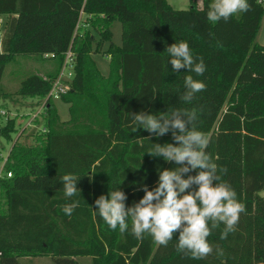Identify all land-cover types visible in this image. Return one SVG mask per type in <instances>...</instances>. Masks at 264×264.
Masks as SVG:
<instances>
[{"label": "trees", "instance_id": "obj_1", "mask_svg": "<svg viewBox=\"0 0 264 264\" xmlns=\"http://www.w3.org/2000/svg\"><path fill=\"white\" fill-rule=\"evenodd\" d=\"M190 1L188 8L174 9L166 0H0V14L8 15L0 82L5 65L19 54H52L57 64L45 77L27 76L15 92L34 100L35 110L64 53L71 47L74 54L69 89L59 98L68 105L69 118L61 121L48 99L37 143L21 142L23 128L6 155L4 170L11 176L0 180L5 197L0 264H30L22 261L30 256H50L54 264H84L81 258L90 264H264V198L259 195L264 189V45L254 43L264 5L248 0L249 11L212 23L207 19L211 1L203 0L201 7ZM81 12L91 16L92 33L89 28L75 32ZM114 20L121 23L120 45L112 42ZM100 21L104 27L97 30ZM181 41L197 62L203 58L202 76L172 70L166 48ZM92 53L109 57L107 76ZM188 75L206 85L191 103L181 99ZM175 109L197 110L196 128L208 140L205 151L246 209L226 239L220 238L222 223L212 229L207 239L213 251L199 260L177 251L178 231L166 247L148 234L137 239L130 221L127 231L112 230L95 205L100 195L120 187L130 207L143 197L141 185L156 186L157 169L177 167L147 153L154 143H175L172 133L156 136L137 128L132 117ZM15 124L6 118L0 135L10 139ZM65 174L77 180L72 197L64 193ZM63 205H73L71 216Z\"/></svg>", "mask_w": 264, "mask_h": 264}, {"label": "clouds", "instance_id": "obj_2", "mask_svg": "<svg viewBox=\"0 0 264 264\" xmlns=\"http://www.w3.org/2000/svg\"><path fill=\"white\" fill-rule=\"evenodd\" d=\"M250 7L248 0H211L207 19L212 23L221 19L227 21L236 13L249 11ZM166 51L173 71L187 69L197 76L204 74L206 68L203 58L197 62L187 42L173 43ZM184 87L181 99L191 103L194 95L203 91L206 85L188 75L184 79ZM132 117L137 128H143L151 134L164 136L172 133L175 143H154L147 153L175 163L177 167L157 169L156 186L150 189L147 184L141 185L144 195L130 207L126 206L127 196L120 187L109 190L107 195H100L95 200L99 216L110 229L118 228L121 233L129 229L130 221L131 232L137 239L148 234L156 244L165 247L178 231L177 251L190 253L192 259L205 258L213 251L207 239L212 229L222 223L224 229L220 238L226 239L235 230L240 214L246 209L238 201L235 190L221 180L217 165L205 151L208 140L196 128L197 110L175 109L159 115L141 111L132 113ZM219 171L227 170L221 168ZM193 172L196 174L192 175ZM61 179L65 195H76V178L65 174ZM61 207L66 215L71 216L73 205Z\"/></svg>", "mask_w": 264, "mask_h": 264}, {"label": "rangeland", "instance_id": "obj_3", "mask_svg": "<svg viewBox=\"0 0 264 264\" xmlns=\"http://www.w3.org/2000/svg\"><path fill=\"white\" fill-rule=\"evenodd\" d=\"M194 1L197 3L199 7L203 5V0H194ZM166 2L174 9H186L190 6L191 1L166 0ZM239 13H236L235 15H238ZM3 19L4 16L0 15V20ZM3 27L4 25L2 24V27L0 28V34H1L0 52L2 51L1 38L4 31ZM103 27H99V29L97 30H102ZM109 28L112 31V42L117 45H120L121 30H122L121 23L118 20H114L110 24ZM82 30H84V27L79 25L76 32L79 33L82 32ZM95 30H96L95 27L89 28L90 33H92ZM254 43L264 45V13L261 16L259 29L257 30ZM108 44L109 43H105V45H103L102 48L106 49ZM94 45L92 47L93 49L96 48ZM92 58L94 59L95 64L99 69V71L101 72V74L107 76L109 73V57L103 53H92ZM56 66L57 64L55 61L45 59L35 54L16 55L14 59L9 61L5 65L0 82V88L2 91L1 93L2 95L0 96V126L2 127L6 122V118L9 117L14 118L16 124H15V131L11 133L10 139L6 138L3 135H0V167L4 165L6 155L10 147L12 146V144H14V141L17 139V137L20 134V131L23 128H25V130L22 136L20 137L21 142L24 143L26 142L29 143L30 145H35L37 143V138L39 137V135H42L37 133L40 131V129H42L43 112L39 107H38L39 108L38 112H35L37 106H35L34 100H31L30 98H22L20 96L15 95L16 90L19 88L20 82L29 75L43 74V72L48 69L49 72L51 71V73H53L56 70ZM5 93H7L8 95H5ZM53 103L57 108L59 119L61 121L68 119L69 118L68 105L62 102L59 98L54 99ZM2 112H4L5 115H2ZM259 195L264 197V189L259 192ZM4 207H5V197L3 192L0 191V212L4 211ZM35 257L37 258L33 261V264H54L50 256H35ZM79 260L82 261L84 264H90V260L87 258H81Z\"/></svg>", "mask_w": 264, "mask_h": 264}, {"label": "built area", "instance_id": "obj_4", "mask_svg": "<svg viewBox=\"0 0 264 264\" xmlns=\"http://www.w3.org/2000/svg\"><path fill=\"white\" fill-rule=\"evenodd\" d=\"M259 3L264 4V0H258ZM81 23V20L79 18L75 32L77 31L79 25ZM81 26V25H80ZM2 27V23L0 22V28ZM77 33V32H76ZM1 36V34H0ZM50 55L52 57V54H46L45 56ZM73 58L74 54L71 50V47L67 49V51L64 53V59L61 65V68L59 70V73L57 74L56 78L53 80L50 90L48 91L47 95L45 96L42 104L39 106V108L42 110L44 105L46 104L48 99H58L60 98L61 94L65 93L69 89L70 81L73 75ZM39 108L35 112H38ZM34 112V113H35ZM2 115H5L4 112H2ZM6 161V158H5ZM10 177L11 172H5L4 165L0 167V180L4 176Z\"/></svg>", "mask_w": 264, "mask_h": 264}, {"label": "crops", "instance_id": "obj_5", "mask_svg": "<svg viewBox=\"0 0 264 264\" xmlns=\"http://www.w3.org/2000/svg\"><path fill=\"white\" fill-rule=\"evenodd\" d=\"M0 15H3L4 16V19L3 20H0V22L4 25L5 24V22L7 21V19H8V15L7 14H0ZM80 20H82L81 22H82V24L80 23V25L82 26V27H84V28H88L89 27V22H88V20L91 18V16H87L86 14H84V13H82L81 12V14H80ZM96 18H98L99 20H101V18H102V16H99V17H96ZM84 21V22H83ZM99 26L101 27V26H103V23L100 21V23H99ZM45 59H49V60H53L51 57H50V55H47V56H45L44 57ZM51 73V71L49 72V69L48 70H46V71H44L43 72V74H38V75H40V76H42V77H45L47 74H50ZM17 111V110H16ZM18 112V111H17ZM67 120V119H66ZM62 121H65V120H62ZM262 197V196H261ZM264 198V197H263ZM37 257H24V258H22V261L23 262H29L30 264H33V261L36 259Z\"/></svg>", "mask_w": 264, "mask_h": 264}, {"label": "water", "instance_id": "obj_6", "mask_svg": "<svg viewBox=\"0 0 264 264\" xmlns=\"http://www.w3.org/2000/svg\"><path fill=\"white\" fill-rule=\"evenodd\" d=\"M0 133H1V127H0Z\"/></svg>", "mask_w": 264, "mask_h": 264}]
</instances>
